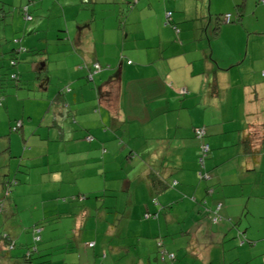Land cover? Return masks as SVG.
Returning a JSON list of instances; mask_svg holds the SVG:
<instances>
[{"label":"crops","instance_id":"crops-1","mask_svg":"<svg viewBox=\"0 0 264 264\" xmlns=\"http://www.w3.org/2000/svg\"><path fill=\"white\" fill-rule=\"evenodd\" d=\"M165 1L162 3L165 11L158 14L150 13L152 0H135L137 6H132L131 14L128 12L125 16L121 30L115 22L101 29L87 27L77 17L73 18L76 29L65 25L69 41L64 48L69 61V79L71 86L80 87L79 91H74L73 101L78 103V92L83 90V80L76 79L86 76L92 63H99L103 69L94 74L92 82L96 86L95 103L105 111L101 114L102 121L108 117L116 123L114 134L107 141L100 136L99 142L93 137L90 140L86 138L89 145L86 151H91V163L92 160L98 162V170L91 173L90 183L86 175V184L77 190L87 195L102 192L118 196L127 193L129 196L126 209L129 211L128 220H123L124 216L118 220L120 230L98 231L96 238H89L88 242L94 243L92 248L97 256L106 258L110 255L114 263L130 252L131 258H135L130 264H157L153 259L156 256L159 258L157 241L161 240L164 252L174 253L172 260L170 255H166L165 264H184L182 261L186 258L180 256L184 247L193 264H264V53L260 52L264 31L250 28L247 23L249 15L244 13V0H226L235 10V16L242 14L234 25H222L223 22L215 14L217 11L212 13L215 9L211 0H197L190 5L185 0L177 4L169 3L176 12H172L168 22L166 14L170 10H167L168 1ZM173 25L177 27L174 29ZM120 48L123 55L117 52ZM21 55L14 56L20 60H31L29 55ZM143 57L145 60L142 61ZM83 62L88 68L78 67ZM18 63L16 68L19 78H22ZM107 74L110 75L105 77ZM238 88L240 95L236 98L240 106L235 107L233 99ZM69 91L57 94L52 102L61 98L64 107L68 105L70 108ZM34 96L28 94L25 98L33 99ZM24 115L23 110L22 124ZM191 116L194 119L189 124L181 123V120L186 117L191 119ZM28 119L27 127L34 130L36 125L30 124L31 117ZM120 124L137 141H146L144 151L148 156L144 164L136 158L131 159V170L124 173L117 172L124 152L115 138ZM200 126L205 128V140L210 148L205 162L210 178L189 187L184 184L193 183L198 168L199 143L193 137L192 129ZM142 130H150L151 133ZM17 137L12 139L19 144V141L24 142L27 134ZM13 140L9 144V157L32 156L34 159L41 154L44 163L37 167H47L52 179L47 189H52L53 185L54 190H58L55 194H68L73 160L67 156V147L57 145L56 151L47 154L44 151L41 153L38 146L42 139L37 142L26 138L28 145L22 150L20 147L17 149L16 143L12 145ZM248 143L252 148H262L256 159L249 154ZM107 144L110 147H105ZM128 144L133 145L131 138ZM48 147L46 145L47 150ZM134 147L138 148L137 152L142 149L139 142ZM65 152L66 159L62 161ZM170 154L173 155L172 162L160 161ZM46 155L47 161L44 158ZM52 158L54 164H59L57 168L52 169ZM88 159L84 164L90 163ZM82 163L80 159L73 167ZM107 163H112L108 166L111 171L115 170L109 176L105 170ZM134 166L138 168L135 174ZM149 172H152L151 181L139 178L141 173ZM27 175L31 179V172ZM170 176L185 179V183L179 185L177 191L171 187L164 189L159 182L166 183V178ZM24 178L20 177V181L26 186L19 184L13 192L21 195L31 189L30 196L39 194L40 186L31 188L28 182L23 183ZM134 178L139 180L138 184L132 183ZM4 179L0 180V187ZM34 180L38 181V178ZM154 188L158 193H153ZM207 188H212V191L208 193ZM180 191L193 195L196 202L188 200L185 204H174ZM153 196L162 205L173 203L169 211L160 209L162 216L156 221L144 218L145 211L159 210L150 202ZM105 201L101 198V202H97L99 213L104 212ZM122 202L124 198H118L115 206ZM217 202L221 203L217 214L222 219L214 223L211 211ZM95 204H91L92 208ZM90 219L85 221V225L91 229L94 222ZM187 219H190L188 227L184 229ZM38 220L39 216L37 220L31 216L29 222L36 223ZM96 226H101L98 221ZM86 228L81 227V230ZM80 237H83L82 231ZM103 251L106 256H103ZM3 254L12 259L9 264H19L20 256L0 246V256Z\"/></svg>","mask_w":264,"mask_h":264},{"label":"rangeland","instance_id":"rangeland-1","mask_svg":"<svg viewBox=\"0 0 264 264\" xmlns=\"http://www.w3.org/2000/svg\"><path fill=\"white\" fill-rule=\"evenodd\" d=\"M134 1L33 0L29 3V12L33 19L28 21L25 20L22 12V7L27 3V0H0V180L6 178L17 181L16 184L12 185L8 195H5L4 189L0 187V232L8 233L15 243L14 248L8 250L14 255L22 257L26 253L27 247L33 248L36 245L38 250L33 251V261L38 264H117L119 262L130 264V261L135 260V258H131V253L127 252L114 263L110 255L106 258L97 256L94 248L85 246L89 238H96L98 231L103 233V230H120L118 220L122 216H124L123 220H128L129 211L126 209L128 208L129 196L127 193L123 196L119 195L118 198H124L121 205L113 208H105L104 205V212L99 213L100 210L97 209L99 206H96L98 205L97 202H101L100 198L109 195L102 192L96 195H87L86 192L77 190L78 188L82 189L86 184V175L90 183L91 173L98 170V162L92 160L91 163V151H86L89 148L88 141H86L88 137L86 136L91 135L95 141H98L100 136L107 141L114 134L116 124L112 118L108 119V117H104V121H102L101 114L105 111L95 103L96 86L92 85L93 81H88L85 76H79L76 79L83 80V90L78 92V103L75 104L73 94L75 90L79 91L80 87L71 86L72 81L69 79V70H67L69 61L66 59L67 56L65 57L67 51L64 49L69 43L65 25L68 24L71 29L72 27L76 29V22L74 23L73 18L77 17L78 21L83 22L82 24L86 23L87 27H98L99 29L115 22L121 30L124 28L122 22L124 23L125 16L128 12L129 14L132 12V6L135 5ZM167 1V10L175 13L176 9L169 3L177 4L181 1ZM163 2L166 1L152 0L151 6L153 8L150 13L159 14L162 10L165 11L162 6ZM185 3L190 5L197 3V0H185ZM211 3L215 9L212 13L217 11L215 14H224L228 11L233 15V18L236 17L234 15L235 10L230 4H227L226 0H211ZM244 10V13L249 15L247 23H249L250 28L264 31V3L262 4L258 0H244ZM235 23L238 22L232 21L228 25ZM222 25H226V23H222ZM86 31L89 32L88 29ZM20 46L25 50L22 53H17ZM260 47V52L263 54L264 43ZM15 52L17 56L22 54L21 56L29 55L31 57L30 61L18 59L22 73V78L19 80L13 78V74L18 75V69L11 64V57L16 55ZM117 52L124 54L121 48ZM143 59L145 60L144 57L142 61ZM132 61L143 63L137 60ZM109 75L107 74L105 77ZM67 86H70L71 90V95L68 98L70 108L68 105L66 108L63 105H58L57 99L52 102V98L57 94L70 92L65 91ZM237 91H235L233 99L235 107L240 106L236 98L240 95V88ZM28 94L36 96L33 99L32 97L25 98ZM47 96H49L48 100ZM50 105L52 106L51 110H47ZM23 110L25 113L24 127L12 131V125L17 119H21ZM29 117L32 118L30 124L36 125L34 130L27 127ZM191 119L186 117L181 120V123L189 124L194 117L191 116ZM117 131L118 134L115 138L119 143L118 145L124 150L121 156L122 164L117 172H130L131 159L136 158L135 160L143 164L148 159L144 151L146 141H137L135 137L128 135L125 128H122V124L117 128ZM132 131L135 132V129ZM142 132L151 133L150 130H142ZM21 134H27V137H24V142L19 141L18 144L13 139ZM61 135L66 141L62 140ZM26 138H32L37 142L42 139V142L38 143V146L41 147V153L44 151L47 154H52V151H56L57 145L63 148L67 147V156L73 160L69 178L71 190L68 194L66 192L55 194L58 190H54L53 185L52 189H47L51 185L52 179L49 177L50 173H48L47 167H37V165L44 163L41 160V154L34 158L36 160L32 156L9 157L10 141L13 140L12 145L16 143L14 145H17V149L20 147L22 150L23 146L28 145L25 141ZM130 138L133 145L128 144ZM136 142L142 145L140 152H137L136 149L138 148L134 147ZM46 145L49 146L48 150ZM105 147H110V145L107 144ZM62 157V161H64L66 152L65 155L62 154ZM44 158L47 161V155ZM86 158H89L88 161L90 162L87 165L84 164ZM80 159L83 163L78 167H73L78 164ZM8 161L11 163L9 164ZM52 161L53 158L50 161L52 169L57 168L59 164H54ZM108 166H112V163L109 165L107 163L105 169L109 176V174L115 173V170L111 171ZM135 168L136 166L133 167V169ZM137 170L138 168L133 173H137ZM29 172H31V179L27 177ZM22 176L25 177L23 183L28 182L29 187L40 186L41 194L30 196L28 193L31 189L24 191L26 194H15L13 192L14 187L19 184L26 186L20 181ZM35 177L38 178V181L34 180ZM80 177H83L82 180ZM77 178L80 180H78L79 184L76 182ZM22 195L27 196L22 197ZM81 195L84 198H80ZM93 202L96 203L94 208L91 205ZM31 216H35V220L39 216V220L36 223L29 222ZM88 218L94 222L91 229L86 228L87 224L85 225ZM189 220H185L186 227L184 229H187ZM97 221L101 225L99 228L96 226ZM35 226L42 229L38 230ZM81 227L86 228V230H81ZM81 231L83 232L82 238L80 237ZM37 236L40 239L38 238L36 241ZM101 242H103V238ZM108 252L111 253L110 250ZM187 253V249L184 247L180 256H185L186 260L181 261L184 264H193L191 256L188 257ZM6 256L4 254L0 256V264H9L12 261L10 257ZM153 260L157 264H165L157 256Z\"/></svg>","mask_w":264,"mask_h":264},{"label":"trees","instance_id":"trees-1","mask_svg":"<svg viewBox=\"0 0 264 264\" xmlns=\"http://www.w3.org/2000/svg\"><path fill=\"white\" fill-rule=\"evenodd\" d=\"M32 1L33 0H27V3L24 4V6L22 7V12H23L24 18H25V20H28V21L33 19L32 14L29 12V3L32 2ZM258 1L261 2L262 4L264 3V0H258ZM241 6H242V4H240V7ZM216 16H217L218 19L220 18L223 23L229 24L232 21L239 22L240 18L242 17V14L241 13H237L236 14V18H233V15L230 12L225 13V14H223L221 16L219 14H217ZM171 17H172V12L168 11L167 14H166V18H167L168 22H170ZM217 18H216V20H218ZM176 27H177L176 25H173L174 29ZM16 41H19V40H16ZM24 50H18L17 53H22ZM18 59H19V57H13L11 59L12 66H14V67L17 66V63L19 62ZM12 61H14V62L12 63ZM78 67L79 68H88L85 63L78 65ZM102 69H103V67L100 66L99 63L94 62V63H92V67L90 69L88 68L89 73L85 77L87 78L88 81L92 82L94 74L98 73ZM262 73H263V76H264V71ZM13 78L16 79V80H19V74L18 75L17 74H13ZM69 90H70V87L67 86L65 88V91H69ZM57 100H58L57 101L58 105H63L64 106V100H61V98H59ZM18 122L20 123L19 125L17 124ZM21 127H23L22 121L20 119L19 120L17 119L15 121V124H13L11 128H12V131H17ZM192 130H193V137L196 138L198 140V142H200L199 143V147H198V151H197V157H196L197 158L196 161H197V164H198V168L196 170L197 176H195V179H193V183H189V184L185 183V179L180 180L179 178H177L175 176L167 177L166 178L167 179L166 183L163 182L162 180L159 182L162 185V187L164 186L163 187L164 189H167V188L171 187V188H175L176 191H177L178 188H179V185H182V183H185L184 185H186V186H189V187L192 186L193 187L198 182L203 181V180H207V179L210 178L208 173H207V171H206L207 169H206V166H205V162H207V160H208L209 151H210L209 144L205 140V137H206L205 128L203 126L202 127H194ZM87 137H88L89 140L92 138L91 135H89ZM9 149L10 148L8 147V150ZM261 149L262 148H260V147L259 148H257V147L252 148L250 146V143H248V152H249V154H251L254 157V159H256L257 157L260 156V154L262 153ZM172 156L173 155L170 154V155L166 156L165 159L164 158H162V160L160 159V161L172 162L173 161V157ZM139 178H144V179L146 178L148 181H151L152 172H149L147 174H144V173L142 174L141 173ZM187 181L188 180H186V182ZM16 183H17L16 180H10V179H6V178L2 181V188L4 189L5 195H8L10 193V189H11L12 185H14ZM132 183L133 184H138L139 180L137 178H134L132 180ZM210 191H212V188H207V192L210 193ZM153 193L154 194L158 193V190L154 188ZM190 197H191L190 201H195L196 202V198L193 195H189L188 193L180 191V193L178 192V198H176L173 203L175 204V203H178V202H180V203L183 202V204H185V202L188 201L190 199ZM80 198H84V197L81 195ZM104 199H106L105 208H113V207H115V203L118 201V195H116V194L110 195L109 194V196H105ZM100 200H101V198H100ZM150 202L153 203L154 206H157V208H159V210H155V211L148 210V211H145L144 212V218L149 219V220H155L156 221L160 216H162V214H160V209H163V211H166V210L169 211L172 208V206H173L172 205L173 203L169 204L167 206L162 205L159 201H157L156 196H153L151 198ZM220 208H221V203L217 202L215 207H214V209L211 211V213H212L211 218H213L212 221L214 223H217V222H219L222 219V216L217 214V212L220 210ZM35 227L38 228V230L42 229V228H40L38 226H35ZM38 238L40 239V237L37 236L35 240L37 241ZM93 244H94L93 242L86 243V245H88V247H93ZM14 245H15V243L10 238L8 233L0 232V246H3L8 251V250L13 249ZM157 245H158V247H160V249H159L160 257L159 258L164 260L167 257L166 255H170L169 259H171V260L174 258V253L171 252L172 253V255H171V254H167V253L164 252V249L161 247L162 246V241L161 240L157 241ZM37 250H38V248L36 247V245L33 248L32 247H27L26 253L22 257H20L19 263H21V264H38V263H35L33 261V251L36 252ZM105 254H106V252L103 251V256H106ZM262 256H263V261H264V253L262 254Z\"/></svg>","mask_w":264,"mask_h":264},{"label":"built area","instance_id":"built-area-1","mask_svg":"<svg viewBox=\"0 0 264 264\" xmlns=\"http://www.w3.org/2000/svg\"><path fill=\"white\" fill-rule=\"evenodd\" d=\"M29 18V17H28ZM18 50H24V48L20 47ZM18 125L20 124L19 122L17 123Z\"/></svg>","mask_w":264,"mask_h":264}]
</instances>
